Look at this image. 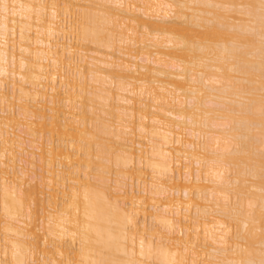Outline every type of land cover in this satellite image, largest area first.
<instances>
[{
    "label": "bare ground",
    "instance_id": "1",
    "mask_svg": "<svg viewBox=\"0 0 264 264\" xmlns=\"http://www.w3.org/2000/svg\"><path fill=\"white\" fill-rule=\"evenodd\" d=\"M0 264H264V0H0Z\"/></svg>",
    "mask_w": 264,
    "mask_h": 264
}]
</instances>
